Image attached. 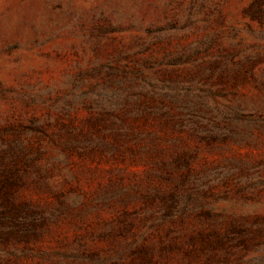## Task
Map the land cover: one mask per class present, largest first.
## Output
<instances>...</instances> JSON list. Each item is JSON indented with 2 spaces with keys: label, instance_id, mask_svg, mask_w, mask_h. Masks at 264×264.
Wrapping results in <instances>:
<instances>
[{
  "label": "rangeland",
  "instance_id": "374dc122",
  "mask_svg": "<svg viewBox=\"0 0 264 264\" xmlns=\"http://www.w3.org/2000/svg\"><path fill=\"white\" fill-rule=\"evenodd\" d=\"M0 178L57 211L8 264H188L230 227L253 239L228 264H264V0H0Z\"/></svg>",
  "mask_w": 264,
  "mask_h": 264
},
{
  "label": "trees",
  "instance_id": "16d2710c",
  "mask_svg": "<svg viewBox=\"0 0 264 264\" xmlns=\"http://www.w3.org/2000/svg\"><path fill=\"white\" fill-rule=\"evenodd\" d=\"M245 119L248 120L245 115L236 114L234 119H229V122L233 120L235 124H242ZM232 132L238 134L234 129H231L227 130V134L222 137H227V135L229 137ZM224 175L231 176L236 181L251 180L250 174L242 170L227 171ZM175 196L176 193L172 192L167 196L159 197L160 223H164L172 217L176 206L177 197ZM55 213H57L55 210L45 211L18 204L14 199V192L8 180L0 178V264H8L13 258L17 260L21 256H26L27 251L11 249V246L17 248L18 244L23 243L26 248L27 244L37 237L39 229ZM252 239L253 236L244 227H230L224 233L212 230L193 237L192 241H196L198 247L185 252V256L188 257V264H228L229 255ZM176 248L177 246L174 249ZM172 249L173 247L170 245H163L159 250V257H164L168 250ZM131 254L129 263L124 262L123 254L98 259L80 254L78 251L46 252L40 255V259L42 264H155L152 251L140 250V252ZM237 264H247V262L241 263L238 260Z\"/></svg>",
  "mask_w": 264,
  "mask_h": 264
}]
</instances>
